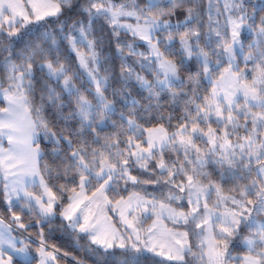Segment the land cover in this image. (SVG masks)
<instances>
[{
    "label": "snow or ice",
    "instance_id": "obj_1",
    "mask_svg": "<svg viewBox=\"0 0 264 264\" xmlns=\"http://www.w3.org/2000/svg\"><path fill=\"white\" fill-rule=\"evenodd\" d=\"M0 105V264H264V0H0Z\"/></svg>",
    "mask_w": 264,
    "mask_h": 264
},
{
    "label": "trees",
    "instance_id": "obj_2",
    "mask_svg": "<svg viewBox=\"0 0 264 264\" xmlns=\"http://www.w3.org/2000/svg\"><path fill=\"white\" fill-rule=\"evenodd\" d=\"M204 2L205 5H207L208 0H204ZM213 2H215V0H213ZM129 191H135V190L129 187ZM148 191H153V189L149 188ZM122 195L127 196V193H122ZM2 214H3V205L0 204V215ZM5 218L8 219L7 217ZM114 221H116V218H114ZM58 225H59V221H56V226ZM32 231H35V229H33ZM45 231L47 234V229ZM48 243L49 245H54L57 249H59V255H58L59 264H74L73 260L71 259V257L73 256L76 257V259L84 260L85 264H93L92 259L89 258L86 252L84 251V248L88 244L86 238L77 239L76 237H69L67 234H64L59 230H57L53 234V237L51 239H48ZM64 252L69 253V258L67 259L62 258Z\"/></svg>",
    "mask_w": 264,
    "mask_h": 264
},
{
    "label": "rangeland",
    "instance_id": "obj_3",
    "mask_svg": "<svg viewBox=\"0 0 264 264\" xmlns=\"http://www.w3.org/2000/svg\"><path fill=\"white\" fill-rule=\"evenodd\" d=\"M87 195L90 196V195H91V192H88ZM109 216H111V217L113 218V220H114V218H116V220H118V217H119V212H118V210H116V211H114V212H109ZM5 220H6V222H7L8 219L5 218ZM148 224H151V221H148L147 224L145 225V227H147ZM121 227H122V226H121Z\"/></svg>",
    "mask_w": 264,
    "mask_h": 264
}]
</instances>
